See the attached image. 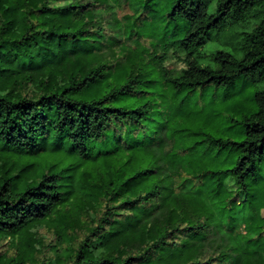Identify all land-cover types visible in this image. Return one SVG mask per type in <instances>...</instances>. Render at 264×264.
Listing matches in <instances>:
<instances>
[{
    "label": "trees",
    "instance_id": "trees-1",
    "mask_svg": "<svg viewBox=\"0 0 264 264\" xmlns=\"http://www.w3.org/2000/svg\"><path fill=\"white\" fill-rule=\"evenodd\" d=\"M238 82L236 139L208 97ZM7 238L0 264H264V0H0Z\"/></svg>",
    "mask_w": 264,
    "mask_h": 264
},
{
    "label": "rangeland",
    "instance_id": "rangeland-1",
    "mask_svg": "<svg viewBox=\"0 0 264 264\" xmlns=\"http://www.w3.org/2000/svg\"><path fill=\"white\" fill-rule=\"evenodd\" d=\"M111 5L112 2H110ZM137 8L136 5L125 4L122 6H115L114 5V12L117 18L124 23V17L126 15L132 14L135 9ZM211 11L213 9L211 8ZM219 49L216 45H211L206 48L207 51ZM232 54L236 58H240L239 53L233 51ZM241 82V81H240ZM238 82L236 87H232L228 90H218L217 92L209 95L208 101L212 102L210 104H217L218 110L222 114V117L227 118L228 120H232V125L235 126L231 129V124L229 125V131L231 132L237 126L238 121L249 113L255 112V104L253 102V89L251 85H246L244 83ZM211 96V98H210ZM213 96V97H212ZM238 129V128H237ZM234 130L233 133H229V136L238 139L241 138L242 135H238V130ZM41 237L45 239V243L48 242V239H51V236L46 231H40L39 234ZM9 242V239L0 240V247H4Z\"/></svg>",
    "mask_w": 264,
    "mask_h": 264
}]
</instances>
